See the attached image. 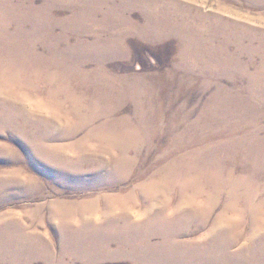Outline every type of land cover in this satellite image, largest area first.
<instances>
[{
  "label": "rangeland",
  "instance_id": "obj_1",
  "mask_svg": "<svg viewBox=\"0 0 264 264\" xmlns=\"http://www.w3.org/2000/svg\"><path fill=\"white\" fill-rule=\"evenodd\" d=\"M164 1L58 0V4L51 1V6H55L49 16L63 19V26L81 33L82 29L76 28L78 25L72 14H80L78 10L82 9L88 14V24L93 29L92 35L80 37L81 40L77 34H66L57 29L56 35H69L64 49L66 53L57 47L65 56L61 60L67 59L69 62L77 54L85 60L88 54H92L93 50L83 49L85 44L81 43L82 39L94 44L100 38L105 46H109L108 39L112 37L114 39L111 41L116 46L125 45L124 49L113 48L114 45L106 50L95 49H99L103 55L101 65L106 71L130 83L141 84L139 86L143 91L140 99L145 112L150 115L149 127L156 125L157 128H153L151 145L141 149L144 150V162H139L134 172L123 181H109L107 173L113 168L112 158L120 153L118 148H108L95 140L82 141L87 129L71 138L59 137L64 131L63 125L71 116L59 118L61 113L56 106L62 95L50 97L46 94L51 88L57 87L59 90L57 85L61 84L66 96L70 92V101L71 95L74 96L72 85L76 83L75 78H65L67 71L56 68L58 73L54 74L59 78L53 83L41 77L34 82L33 88H25L22 109L18 102L11 103L16 109L7 112L15 128L8 126L0 129V264H237L236 259L239 264H257V260L264 257V252L260 251V246H264V78L240 80L230 69L241 68V63L234 64L232 61L225 63V70H221L222 66L217 62L214 69L212 66L203 69L202 73L195 69L178 68L175 61L179 55H176L177 52H180L181 38L172 35L168 39L155 41L148 35H141L137 28L144 25L145 8L153 6L154 2ZM177 1L196 5L203 13L221 14L226 19L235 18L237 13L242 16L241 20L253 21L264 16V6L246 5L244 0ZM42 3L43 0L35 2L37 6ZM67 18L68 21H65ZM118 20L123 23L120 25ZM113 21L115 25H120L117 35L104 29ZM118 48L122 50L121 54L107 52L112 49L117 51ZM226 53L237 54L231 48ZM87 59L90 60L89 57ZM241 59L247 58L242 55ZM256 59L246 70L252 77L259 74V69H264L260 56L257 55ZM246 63L242 61V67ZM65 64L62 62L59 67L66 69ZM88 66V69L95 67L94 64ZM220 73L227 76L219 79ZM39 100L45 106L37 107L35 103ZM5 101L0 99V112H6L1 110L2 107L10 106ZM69 104L67 102L65 108L68 109ZM133 106L132 99L127 95L119 109V116L129 115ZM234 114L247 116L252 123L244 125V129L242 126L236 129L237 121L230 119L231 125L218 126L221 117L231 118ZM23 118L48 125L44 146H35L19 132L17 126L25 127L26 131L32 129ZM157 119L162 122L157 123ZM256 120L261 123H255ZM169 129H179L181 133L186 129V139L199 138L191 135L203 130V143L184 141L182 137H176V132L170 136ZM36 130L28 132L37 135ZM245 130L258 131L248 144L253 154L249 163L251 172L247 175L235 172L237 174L233 173L232 177L206 179L207 189L197 198L205 212L175 206L173 203L179 194L178 186L171 192L167 208L158 202L153 206V200L143 199L145 193L138 191V186L148 181L149 173L158 164H167L164 159L156 158L161 145H172L177 141L185 144L186 152L198 146L206 151L207 144L226 141L228 136L221 133L235 131L241 135ZM210 134L214 136L210 137ZM48 146L61 148L49 153L51 160L42 156V150ZM257 146H262L261 152ZM177 147L173 146V150ZM134 154L131 148L130 155ZM78 155H81V160L77 181L81 186L76 189L74 176L59 172H73ZM244 164L238 163L237 170L243 169ZM223 169L227 168L223 166ZM46 170L51 171V176ZM52 175H56L55 178L52 179ZM99 177L103 179L100 181L102 184L95 186L99 183ZM245 185L254 188L253 194L259 192L252 202L262 204L260 212L249 213L250 209L245 206L250 194L245 195ZM146 194L153 197V189ZM86 201L91 204L83 205ZM210 202L215 205L209 211L205 205ZM202 213L206 219L200 227ZM253 228L259 229L262 238L256 242L250 236ZM210 236L216 240L215 243L208 240Z\"/></svg>",
  "mask_w": 264,
  "mask_h": 264
},
{
  "label": "bare ground",
  "instance_id": "obj_2",
  "mask_svg": "<svg viewBox=\"0 0 264 264\" xmlns=\"http://www.w3.org/2000/svg\"><path fill=\"white\" fill-rule=\"evenodd\" d=\"M51 1L52 0H43V3L37 6L35 4L36 0H0V99L6 100L5 103L10 105L1 108V110H5L6 112H0V129L8 126H11V128L15 126L13 125L15 124L14 121L7 115V112L16 109L11 103L18 102L22 109L25 88H33L34 82L41 79V77H43L45 81L53 83L54 80L59 78L54 74L58 73L56 68L67 71L66 74H64L65 78L73 79L74 77V81H76V85H72L74 87V96L72 97L71 95V100L69 101L70 92H67L66 96L64 85L61 84L57 85L60 91L55 87L51 88L46 94L50 97L62 95V97H57L59 101L56 110L61 113L59 118L71 116V119L67 120L66 125H63L64 131L59 137L71 138L78 134L79 131L83 129L86 131L87 129L82 141L95 140L98 144H105L104 146L108 148H118L120 153L112 158L113 168L107 174L109 181L121 182L134 172L133 169L139 162H144V160H142L144 150L141 149L145 147V145H151L153 132L157 128L156 125L153 127L155 129L149 127L150 115L145 112L143 102L140 99L143 89L140 87V83H130L125 78H118L106 71L104 66L101 65L104 58L103 55L100 54L101 52H99V49L104 48V50H106L105 48H110L111 45H114L113 48L119 47L124 49L125 47V45L116 46L115 43L111 41L114 39L112 37L108 39V43L111 44L109 46H105L103 39L100 38L97 40L94 39L96 40L94 44H89L85 39H82L81 43L85 44L83 49L89 48L93 50V53L88 54L89 56H86L85 60L80 59L78 54L77 57L76 55L72 56L69 62L67 59L61 60L65 56L63 53L59 52V50L66 53L64 50L66 48L65 45L69 42V35L66 36L67 33L71 32L73 35L77 34L76 36L80 38L92 35L93 29L88 24V14L82 9L78 10L80 14H72L78 25L76 28L81 27L82 29L81 33H76L73 29L63 26V19H56L49 16L50 10L55 6H51ZM53 1L56 4L59 3L58 0ZM244 3L246 5L264 6V0H244ZM69 18L64 20L68 21ZM241 19L242 16L238 13L235 18L226 19L221 16V14L214 15L203 13L200 8L190 3L182 4L177 0H165L160 3L154 2L153 6L146 7L143 17L144 25H137V28L141 35H148L155 41L168 39L172 35L181 38V48L178 49L180 52H177L176 55H179L175 61L178 68L195 69L202 73L204 72L203 69L212 66L214 69V64L217 62L222 66L221 70H225V63L232 61L234 64H236L235 62L241 63V68L230 69L234 71L233 74L240 80H247V78L249 80L264 78L263 68L259 70L257 68L259 74L253 75L254 77L249 75L246 71L249 65L257 60V55L261 58L260 63L263 65L261 67H264V16L262 19L256 18L253 19V21L250 19ZM117 22L120 23V25L123 23L119 20ZM253 22H257V24ZM120 25L117 23L115 25V22H109L104 29L113 31L114 35H117L116 31H120ZM57 29H61L66 34L60 36L56 35ZM129 32L131 33V30ZM149 33H151V35ZM191 37H194V39ZM119 48L117 51L112 49L111 51L107 50V52L121 54L120 51L122 50H119ZM230 48L234 49L237 54L226 53ZM242 55L247 59L242 60ZM88 57L90 60L87 59ZM242 61L247 62L244 64V67H242ZM62 62H66L64 65L66 69H61L59 67ZM88 64H94L95 67L88 69L90 66H88ZM82 65L87 66L81 67ZM220 76L219 79H224L223 76L226 77L227 75L220 73ZM232 76L228 77L232 78ZM127 95L132 99L134 106L132 110H130L129 115L119 116V109ZM67 102L70 103L68 109L65 108ZM35 105L37 107H39L38 105L45 106L41 100L37 101ZM23 119L27 126L32 128L30 131L28 129V131L31 132L37 129L35 131L37 135H35V133H29L24 129L25 127L22 126H17L19 132L35 146H44L45 140L47 139L45 136L48 135V125H41L30 119ZM230 119L237 121L238 127L236 129H239L241 126L243 128L244 125L248 126L252 123L251 120L248 121L249 117L234 114L231 118L221 117L218 126L223 128L227 125H231L229 123ZM161 122L162 121H158L157 119V123ZM255 123L260 124L261 122H257L256 120ZM185 130L182 133L179 129H169L167 131L170 136L176 132L177 138L182 137L184 141L186 140L189 143H203V141H201L203 130H199V133L196 132L194 135H191L199 136V138L190 137L188 139H186ZM179 132L181 134H179ZM257 133L258 131L253 130L249 132L245 130L241 135H238L235 131L234 133L223 132L221 134L228 136L226 141L207 144L208 148L206 151L203 149L201 150L199 148L200 146H198L186 152L185 144L177 141V144L176 142L172 144L174 147L175 145L179 146L174 150L171 144H163L157 149L156 158L159 160L164 159V162L167 161V164L162 163L158 164L157 167L154 166L156 168L149 173L147 178L148 181L138 186V191L145 193L143 199L153 200V206L158 202L163 205L162 207L167 208L171 199V192L178 186L179 194L176 196L173 203L175 206L189 207L197 211L200 210V212H205L203 209L204 207L197 201V198L203 194L202 192L204 189H207L205 184L206 179L209 177L214 179H221L224 176L232 177V174L235 172H242L244 175L251 172L249 163L253 158V154L250 152L248 144L252 135H256ZM212 136H214V134H210V137ZM131 148H133L135 152L133 156L130 155ZM59 149L55 146H48L42 150V156L51 160L49 153H55ZM257 150L261 152L262 146H257ZM80 160L81 155H78L73 165V172L65 170L59 172V174L66 176H74L76 189H79L81 186V183L77 181V179H79L78 170L80 168ZM242 162L245 163L244 168L238 171V163ZM223 166L227 169H223ZM46 171L51 176V171ZM55 176L52 175V179L55 178ZM101 180L103 179L99 177V183L95 186L102 184L100 182ZM104 182H106L105 177ZM176 183H178V185ZM245 186H247L244 188L246 191L245 195L250 193L245 201V206L250 209L249 213L255 211L260 212L262 204H254L252 202L253 197L257 196L259 192L256 191L253 194L254 188L250 185ZM149 189H153V197L146 194ZM250 195L249 202L248 199ZM215 197H217V193ZM94 198L92 199L94 200ZM107 202L110 203V201ZM90 204L89 201L83 203V205ZM214 205L215 203L210 202L206 204L205 207L207 210H211V208H214ZM40 206L38 205L37 207ZM205 219L206 217L202 213L200 217V227H202L201 222H204ZM255 223L256 222H254V224ZM259 234V229L253 228L250 232L251 239L254 242L262 239ZM212 237L213 236H210L208 240L215 243L216 240ZM260 247V251L264 252V246ZM222 251L226 252L225 250ZM254 254L257 253L254 252ZM237 260L238 259H236V263L239 264ZM257 261V264L264 262V257Z\"/></svg>",
  "mask_w": 264,
  "mask_h": 264
}]
</instances>
